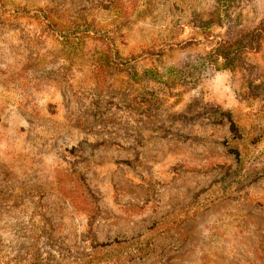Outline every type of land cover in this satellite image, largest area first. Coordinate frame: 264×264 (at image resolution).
Listing matches in <instances>:
<instances>
[{"label":"rangeland","instance_id":"374dc122","mask_svg":"<svg viewBox=\"0 0 264 264\" xmlns=\"http://www.w3.org/2000/svg\"><path fill=\"white\" fill-rule=\"evenodd\" d=\"M263 22L264 0H0V264H264V39L214 52Z\"/></svg>","mask_w":264,"mask_h":264},{"label":"trees","instance_id":"16d2710c","mask_svg":"<svg viewBox=\"0 0 264 264\" xmlns=\"http://www.w3.org/2000/svg\"><path fill=\"white\" fill-rule=\"evenodd\" d=\"M76 31H74L72 34L67 35H73ZM264 39V22L259 26L251 30L249 32L248 36H246L245 40H241L237 44L234 43H228L227 45H221L219 43L215 48V56L217 58H222L225 67L228 68H234L239 61L242 60L243 55L248 52H255L259 49L260 41ZM114 56L116 59H121L119 54L117 52H114ZM141 55L132 56L130 59H135ZM125 62L127 60H124ZM230 128L232 131H236V126L234 122L230 119ZM230 152L234 153L236 158L239 157L238 150L229 147L228 148Z\"/></svg>","mask_w":264,"mask_h":264}]
</instances>
